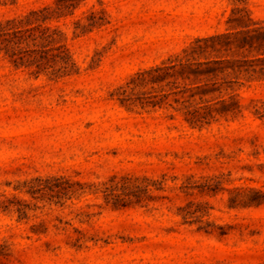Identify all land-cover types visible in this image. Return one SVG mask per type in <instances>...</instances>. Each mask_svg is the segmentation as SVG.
<instances>
[{"label": "rangeland", "instance_id": "obj_1", "mask_svg": "<svg viewBox=\"0 0 264 264\" xmlns=\"http://www.w3.org/2000/svg\"><path fill=\"white\" fill-rule=\"evenodd\" d=\"M55 1L0 0V22ZM76 19L92 25L73 36ZM49 24L78 73L35 76L0 52V264H264V61L219 76L243 82L237 113L226 83L133 84L155 65L263 56L220 46L264 26V0H79ZM194 106L209 122L189 124Z\"/></svg>", "mask_w": 264, "mask_h": 264}, {"label": "trees", "instance_id": "obj_2", "mask_svg": "<svg viewBox=\"0 0 264 264\" xmlns=\"http://www.w3.org/2000/svg\"><path fill=\"white\" fill-rule=\"evenodd\" d=\"M79 0H56L54 5L44 4L37 8L29 9L23 18H7L4 22H0V52L7 58L15 67H23L35 76L45 74L52 79H59L79 72L71 49L65 41V32L58 25H50L53 19L58 20L60 17L72 14L73 9L78 5ZM74 28L73 36L79 35L88 29L87 25H79L78 19L73 21ZM256 23V22H255ZM239 37L237 40L226 39L228 33H218L210 38H225L224 44L220 48L230 50L234 43L237 48L247 50L255 49L264 53V26L254 25L246 27L238 31ZM220 48H214L220 50ZM204 51V50H200ZM198 52V53H200ZM264 61V55L254 58L246 57H227L216 56L206 57L204 59H187L185 61L175 62L173 64H161L140 70L136 73V78L133 80L134 85L143 84L148 80L160 81L165 75H174L175 77H186L193 80H199L194 86L198 89L197 93L204 95L220 91L219 85L226 83L224 89H233L228 94L229 101L225 98H220L221 109L224 112L237 113L240 112L241 104L235 96L238 92L234 90L231 83L241 84L238 79H218L219 76H224L229 73H241L242 71H256L257 63L255 61ZM264 63V62H263ZM264 65L258 67L262 70ZM169 69H171L169 71ZM196 83V82H194ZM194 92L190 93L192 96ZM123 101V100H121ZM152 105L157 104V101H152ZM201 106V105H199ZM199 106H194L192 110L188 109L190 116H185V119L192 126H201L203 123L209 122L205 118L206 114L198 113ZM262 115V114H260ZM205 119V120H204ZM49 178V177H48ZM61 179L62 177H52ZM40 179V178H39ZM64 180H67L66 178ZM49 191H66L67 189L61 184H50L47 186ZM61 191V192H62ZM7 208L5 204L3 206Z\"/></svg>", "mask_w": 264, "mask_h": 264}]
</instances>
